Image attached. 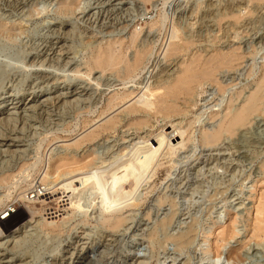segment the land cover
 Returning <instances> with one entry per match:
<instances>
[{"label": "rangeland", "instance_id": "obj_1", "mask_svg": "<svg viewBox=\"0 0 264 264\" xmlns=\"http://www.w3.org/2000/svg\"><path fill=\"white\" fill-rule=\"evenodd\" d=\"M173 32L177 37L171 38ZM131 34L136 38L123 49L125 56L131 59L139 49L145 55L130 77L123 76L122 67L91 64L99 47L124 43ZM170 41L183 46L182 51L165 55ZM217 49L234 50L238 59L218 68L216 81L202 80L187 100L178 99L183 108L179 114H128L124 108L129 101L108 115L118 119L109 131L77 150L68 144L92 128L114 92L138 95L171 78L193 54L206 56ZM263 68L264 0H0V103L13 97L21 105L0 124V138L18 140L9 151L0 146V178L8 176L0 181L2 260L65 264L88 242L97 264H264V237L251 238L255 207L264 201V86L247 125L233 134L221 133L212 143L201 137L243 103ZM81 87L74 96L77 102L26 104L40 93L51 91L45 94L49 97ZM135 117L143 123H135ZM176 127L183 130L184 140L168 147L163 129L172 139ZM65 152L90 159L88 170L132 163L146 171L141 170L139 179L124 168V177L111 187L125 195L116 201L109 197L105 206L103 191L84 190L68 208L61 231L50 230L43 225L45 213L60 206L40 193L58 187L64 176L55 179L47 171L41 177L48 162ZM119 203L124 220L107 231L100 219L106 208ZM226 225L234 234L221 241L218 232ZM238 244L241 259H228L227 250Z\"/></svg>", "mask_w": 264, "mask_h": 264}, {"label": "bare ground", "instance_id": "obj_2", "mask_svg": "<svg viewBox=\"0 0 264 264\" xmlns=\"http://www.w3.org/2000/svg\"><path fill=\"white\" fill-rule=\"evenodd\" d=\"M67 5L68 4H65V6ZM175 32H173V34L171 35V38L177 37ZM135 38H136V35L131 34L129 39L124 43L113 41V42L106 43L102 47H99L95 51V54L93 55L91 64L94 67H99L102 69L104 68L117 69L119 67L120 68L122 67L123 68L122 71L124 73L123 76L130 77L131 74L138 67H140V65H142L144 61V55H145V50L139 49L134 52V55L131 59L130 57L125 56L123 49L127 48L128 45L133 44L135 41ZM182 45H184V43ZM182 47L183 46L179 45L178 43L174 41H170V43L168 44L167 48L164 51V54L167 56L177 54L182 49ZM184 47H187V44L186 46L184 45ZM237 59H238V54L234 50H229V51L227 50L224 52V51H220L217 49L214 52L209 53L206 56L193 54V56L192 57L190 56V59L187 60L188 62L186 63L183 62L184 64L181 63V65L178 66V68L180 67V69L176 71V73L173 72L174 76L172 75V77L169 78L167 75L169 79H166L165 77L163 79H166V80L162 81V79H160V82L158 81L157 83H154V85H151V86L148 85L149 87H146V88L144 87L141 93L138 92L140 93L138 95L134 96L132 94L134 93L132 90L124 91L121 93L114 92V94L108 97L104 107L98 112L99 114L97 116V121L96 120H95L96 122L93 121L94 124H92L93 126L91 125L92 128L88 130L87 132H85L84 134L81 133L83 134L82 136L75 139L74 141H71V143H68V144L73 145V147H75L74 149L77 150L82 143L91 141L97 138L99 135L109 131L117 123L118 119L116 115H111V116H108V115L111 112H114L116 109H118L122 105L128 103L129 101L131 102H129L125 106V108L123 107L126 110V113L128 114H133L137 111L142 112V113H148L151 115H161L163 117H169V116L171 117V116L179 114L182 111L181 109L183 108L179 105L178 99L182 100L183 98L187 100L186 98H188L192 94L194 85H196L202 80L216 81L214 79V74L216 70L220 67L232 65V63H234ZM42 78H44L45 81H48L49 76L47 74H44ZM262 86H264V68L257 82L256 87L248 93L243 103L240 104L236 108H230L225 113V115H223V118H221V120L215 126L214 129L204 130L202 132L201 137H202L203 142L207 144L212 143L220 136L221 133L227 132L229 134H233L239 131L241 127H244L245 125H247L250 119V115L252 114V112H254L258 108L259 103L261 101L260 89ZM81 91H83V87H81L78 90L77 88H74V89L72 88L62 93H58L55 96L47 97L45 96V94H47L48 92H51V91H48L46 93H40L39 95L32 96V98H30L26 104L28 105L29 103H34V104H31V106L32 105L34 106L35 104H37V106L41 107L43 105H46V103L49 104V103H54V102L56 103L61 102L63 104H66L70 100L77 102L79 99L74 96L77 94L79 95ZM8 101L6 104L0 103V111L2 109V111L0 112V124L1 125L9 121L12 118V115L16 114V112L13 109H19V107L21 106L19 104L20 100L18 99L16 100V98L12 97L10 101L9 102ZM182 102H184V100H182ZM104 117L106 118L103 119ZM102 119L103 121H101ZM133 119L135 123H140L143 121V119L140 120V118L136 120V117ZM86 123L84 127H86L87 125ZM166 130H167L166 128L163 129L162 140H164L166 137V144H168V147L169 145H171V142H172V145H175V146L178 144L180 145L182 144L184 138H183V130H181V128H177L176 132L174 131L175 133L173 134L171 133L173 135L172 139L167 138V136L164 133ZM243 134L244 133H242V136ZM0 140H1L0 146H6L7 147L6 150H8V148L12 146H17L16 143L18 142V140L15 137H10L7 135L1 137ZM12 151L14 152V150H11V152ZM144 155H147V154L145 153ZM74 156L75 155H71V153L69 152H65L61 155H58L51 162H48L46 166V170L44 171L41 177V179L43 180L44 177H46L47 171L52 173L55 179L61 176H64V179H62L63 182L60 183L58 187L55 186L54 188L53 186V189L50 191H48L46 188L45 190L47 191H45L44 193H41V195L42 194L46 196L48 195V198L50 197L52 201L57 202L58 205L60 206V208L58 209L56 208V210H51V211L49 210L45 213L47 214V217H45L46 220L44 219L45 221H43V225L50 230L59 229V231H61L60 230L61 226L64 224L66 217L69 216L68 208L73 207L77 203V198H79L80 193L85 192L87 189H94L95 191L98 190L100 193L103 191L101 196L104 195L103 196L104 198L102 199H103V205L105 206V202L109 199V197L113 198V201H116V200H120V198L123 195H125L123 194L120 196V193H118L119 190L117 191V186L111 187V182L113 180L115 179L121 180V178L124 177V170H123L124 168L130 175H131L130 173L131 170L136 172L138 175L137 176L138 178L142 175L141 174L142 169H144V172L146 171L145 170L146 168L144 165H143L144 168H142L143 166H141L140 169L139 168L136 169L135 165L133 166L131 165L132 163L125 166L124 168L110 165L105 170H103V168L102 170L101 169L99 170V168H93V169L88 170V168H90L91 166L90 159H85V160L84 158L76 159V157ZM152 156H153V153H152ZM153 158L154 157H152V159ZM7 177L8 176H3L2 178H0V181L1 182L6 181ZM131 177L134 178L132 175ZM118 186H120V184H118ZM102 188H104L105 191L102 190ZM122 188H125V187H122ZM107 204L110 205L111 203L107 202ZM120 204L121 203L117 205L115 204L114 207L119 206L117 208H113V206L110 207L106 205L107 207H110V209L108 208L109 209L108 211H107V208L105 209L106 212L103 213L102 218L100 220H101V224L104 225L108 229L107 231L111 232L112 230H114V228L121 225V223L124 220V216L122 215V211H121V208L123 206ZM47 209H50V208H47ZM255 213H256L255 221H254L255 226L252 229L253 231L251 233V238L260 239L264 237V201L257 204V206L255 207ZM233 234L234 233L232 232L231 227L227 225L221 228L218 232V235H222V238L220 239L221 241L225 240L226 238L232 237ZM83 238L84 237H81L80 239H83ZM178 239L181 240L182 237H179ZM81 244H83L81 246V250H83V252L79 253L78 254L79 256L75 260L72 259L73 253H71L70 256L67 258L68 261L67 260L65 261V264H97L99 263V258L93 257L92 253L94 252H92L91 249L87 247L88 242H82ZM0 246H1V243H0ZM240 247H241L240 244L230 247L226 252L227 258L233 261L240 260L241 259ZM215 253L218 254L217 245L215 247ZM3 258H5V253H0V259H1L0 264H10L11 262L15 260L13 258H9L8 260H2ZM174 260L175 259H172L171 262H173ZM122 263L126 264L127 261L126 262L123 261Z\"/></svg>", "mask_w": 264, "mask_h": 264}, {"label": "built area", "instance_id": "obj_3", "mask_svg": "<svg viewBox=\"0 0 264 264\" xmlns=\"http://www.w3.org/2000/svg\"><path fill=\"white\" fill-rule=\"evenodd\" d=\"M40 190H37V193L39 192ZM40 193V192H39ZM41 194V193H40ZM35 196V194H33V193H30V196L29 197H34Z\"/></svg>", "mask_w": 264, "mask_h": 264}]
</instances>
